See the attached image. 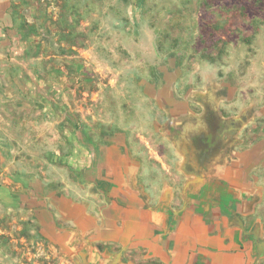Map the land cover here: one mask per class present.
Returning a JSON list of instances; mask_svg holds the SVG:
<instances>
[{
	"label": "rangeland",
	"instance_id": "1",
	"mask_svg": "<svg viewBox=\"0 0 264 264\" xmlns=\"http://www.w3.org/2000/svg\"><path fill=\"white\" fill-rule=\"evenodd\" d=\"M17 5L16 27L0 14V264H74L58 207L93 200L106 136L152 128L167 96L264 115V0Z\"/></svg>",
	"mask_w": 264,
	"mask_h": 264
},
{
	"label": "crops",
	"instance_id": "2",
	"mask_svg": "<svg viewBox=\"0 0 264 264\" xmlns=\"http://www.w3.org/2000/svg\"><path fill=\"white\" fill-rule=\"evenodd\" d=\"M18 2L0 0L13 28L14 10L30 8ZM192 94L201 99L167 96L165 119H141L148 130L106 136V179L92 186L93 200L58 207L74 264H264V115L244 116L249 105L239 113L229 96L206 106V89ZM209 107L219 109L214 121ZM213 122L227 124L225 145L207 153L201 140Z\"/></svg>",
	"mask_w": 264,
	"mask_h": 264
},
{
	"label": "flooded vegetation",
	"instance_id": "3",
	"mask_svg": "<svg viewBox=\"0 0 264 264\" xmlns=\"http://www.w3.org/2000/svg\"><path fill=\"white\" fill-rule=\"evenodd\" d=\"M206 112H207V116H209V119L214 121V118L216 117V113L212 112L209 109ZM224 129L227 131V124L225 123L213 122L211 124L208 137H203L201 140V143H203L204 145V150L207 153H211V151L225 145L222 143V140L220 139V134L222 131H224ZM226 133L229 134V131Z\"/></svg>",
	"mask_w": 264,
	"mask_h": 264
}]
</instances>
